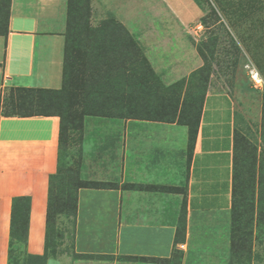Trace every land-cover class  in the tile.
<instances>
[{"label":"rangeland","instance_id":"1","mask_svg":"<svg viewBox=\"0 0 264 264\" xmlns=\"http://www.w3.org/2000/svg\"><path fill=\"white\" fill-rule=\"evenodd\" d=\"M9 7L0 0V32ZM68 15L62 88L2 97L5 113L53 114L63 131L43 251L27 248L28 200L18 199L0 264H181L188 232L207 259L215 242L226 264H264V0H69ZM209 93L233 105L232 203L223 218L190 224L189 168ZM79 188L115 190L123 226L175 228L171 255L76 252Z\"/></svg>","mask_w":264,"mask_h":264},{"label":"crops","instance_id":"2","mask_svg":"<svg viewBox=\"0 0 264 264\" xmlns=\"http://www.w3.org/2000/svg\"><path fill=\"white\" fill-rule=\"evenodd\" d=\"M68 2L10 0L7 24L0 32V237L5 245L12 199L26 196V244L36 254L44 248L49 179L58 166L60 121L53 114L5 113L2 97L10 89L62 88ZM233 129L230 98L222 93L207 94L189 168L185 218L190 224L202 222L205 214L223 218L231 207ZM118 197L111 189L79 188L76 252L168 258L175 245V228L123 226ZM189 233L178 242L185 249L181 264H226L217 243L215 257L207 259L202 246L197 249L188 241ZM223 246L220 249L227 247Z\"/></svg>","mask_w":264,"mask_h":264},{"label":"trees","instance_id":"3","mask_svg":"<svg viewBox=\"0 0 264 264\" xmlns=\"http://www.w3.org/2000/svg\"><path fill=\"white\" fill-rule=\"evenodd\" d=\"M68 14H69V2H68ZM66 39H67V36H66ZM64 72H65V67H64ZM62 131H63V125H62V121L60 119L59 139H58L59 143L58 144H60V142H61ZM58 157H59V155H58ZM55 174L56 173H54L52 176H50V179H49V188H48V197H47V212H46V232H47V225H48V222H49L48 221L49 220V210H50V205H49V200L50 199L49 198H50V194H51V179L53 178V176ZM80 187H86V186H80ZM18 199H27L28 200V212H29V198L26 197V196L14 197L12 199V207H11V222H10V226L11 227L13 226V221H14L15 216H17L16 211H17L18 208H16L15 205H16V200H18ZM27 225H28V216H27V220H26V224H25V234L26 235H27ZM46 232H45L44 244L46 242Z\"/></svg>","mask_w":264,"mask_h":264},{"label":"bare ground","instance_id":"4","mask_svg":"<svg viewBox=\"0 0 264 264\" xmlns=\"http://www.w3.org/2000/svg\"><path fill=\"white\" fill-rule=\"evenodd\" d=\"M252 75L256 79V81L261 82V79L259 78L258 72L255 70H252Z\"/></svg>","mask_w":264,"mask_h":264},{"label":"built area","instance_id":"5","mask_svg":"<svg viewBox=\"0 0 264 264\" xmlns=\"http://www.w3.org/2000/svg\"><path fill=\"white\" fill-rule=\"evenodd\" d=\"M200 26H197V28H199Z\"/></svg>","mask_w":264,"mask_h":264}]
</instances>
